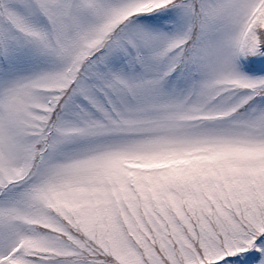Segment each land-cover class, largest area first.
<instances>
[{
	"label": "snow or ice",
	"instance_id": "snow-or-ice-1",
	"mask_svg": "<svg viewBox=\"0 0 264 264\" xmlns=\"http://www.w3.org/2000/svg\"><path fill=\"white\" fill-rule=\"evenodd\" d=\"M0 264H264V0H0Z\"/></svg>",
	"mask_w": 264,
	"mask_h": 264
}]
</instances>
